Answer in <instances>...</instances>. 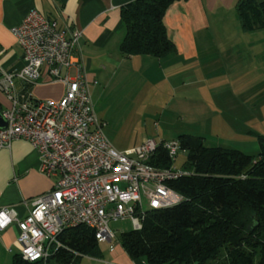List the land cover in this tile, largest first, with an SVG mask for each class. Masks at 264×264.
<instances>
[{
    "label": "crops",
    "instance_id": "1",
    "mask_svg": "<svg viewBox=\"0 0 264 264\" xmlns=\"http://www.w3.org/2000/svg\"><path fill=\"white\" fill-rule=\"evenodd\" d=\"M132 1L0 0V74L24 65L22 48L10 30L34 8L55 20L67 35L73 30L80 32L73 53L84 65L92 105L98 86L102 90L111 88L114 95L131 90L132 105L139 104L140 99L151 101L152 96L158 97L161 107L154 110L155 116L159 114L161 119L170 113L178 121L176 127L170 124L162 130L154 121L156 132L141 133L138 144L144 138L169 140L189 134L180 126L186 118L228 136L246 121L247 91V97H253L261 108L264 37L248 41L246 35L264 33V28L242 30L235 9L237 0H179L171 4L164 22L175 48L161 57L126 55L121 51L125 36L121 8ZM14 84L19 95L31 94L40 99L57 100L65 89L61 81L51 79L46 68L36 83L22 84L15 79ZM230 104L236 115L232 119L219 115V106L223 113V108ZM8 106L9 100L0 91V111ZM258 111L255 119L261 115L262 110ZM172 128L176 130L174 133ZM259 150L258 141L257 153ZM56 178L41 172L39 154L28 141L15 139L0 149V207L12 206L18 218L27 215L35 198L51 190ZM18 233L15 222L0 230V264H12L20 254ZM110 253L111 264H133L124 249H113Z\"/></svg>",
    "mask_w": 264,
    "mask_h": 264
},
{
    "label": "built area",
    "instance_id": "2",
    "mask_svg": "<svg viewBox=\"0 0 264 264\" xmlns=\"http://www.w3.org/2000/svg\"><path fill=\"white\" fill-rule=\"evenodd\" d=\"M10 31L22 48L24 65L0 74V91L9 100L2 111L7 125L0 128V149L15 139L28 141L39 154L41 172L57 178L23 218L12 206L0 207V230L16 223L20 255L28 261L45 263L64 246L61 235L78 226L92 229L96 242H108L112 251L110 221L129 218L137 230L148 211L183 200L169 182L188 174L174 165L185 150L177 139L146 138L122 151L111 145L94 113L84 65L73 53L79 31L67 35L34 8ZM43 68L63 83V95L57 100L19 95L14 80L36 83ZM158 149L166 152L169 165L153 162Z\"/></svg>",
    "mask_w": 264,
    "mask_h": 264
},
{
    "label": "trees",
    "instance_id": "3",
    "mask_svg": "<svg viewBox=\"0 0 264 264\" xmlns=\"http://www.w3.org/2000/svg\"><path fill=\"white\" fill-rule=\"evenodd\" d=\"M179 0H134L121 8L126 55L161 57L175 46L164 18ZM243 31L264 28V0H237ZM188 174L169 182L183 196L179 203L148 211L140 229L122 231L120 244L130 258L145 264H264V137L251 155L235 148L206 146L203 137L180 135ZM159 166L170 159L157 150ZM62 248L45 263L17 254L12 264H75L86 253L97 252L92 229L78 226L60 238ZM75 252L80 253L76 255Z\"/></svg>",
    "mask_w": 264,
    "mask_h": 264
},
{
    "label": "rangeland",
    "instance_id": "4",
    "mask_svg": "<svg viewBox=\"0 0 264 264\" xmlns=\"http://www.w3.org/2000/svg\"><path fill=\"white\" fill-rule=\"evenodd\" d=\"M246 36L248 41H253L264 37V33H248ZM246 57L248 56L246 55ZM246 61L248 63V59ZM135 79H137V76H135ZM251 83L253 84V82ZM135 84H137V82ZM90 91L91 95H93L91 88ZM133 92L135 93L136 89ZM247 93L248 91L246 92V100L244 103L246 109V121L244 124H240L241 128L235 130L232 129L228 136L222 131L218 132L216 128L211 130V128L200 123L199 125L198 123H191L189 118H186L180 123L181 128L189 133L187 135L199 136L200 134L201 136H204L203 142L206 146L242 149L245 153L255 155L258 151V136L264 135V97L260 100L262 105L261 108H259L260 106L258 107V103L256 102L255 104V99L253 97L248 98ZM132 98L131 90H128L125 94H121L120 92L114 95L111 88L102 90L100 86H98L96 89V100L94 99L95 102L93 101L94 110L98 120L103 122V133H105L114 148L120 151L123 149H133L140 145L137 140L140 139L139 137L141 133L144 132L151 134L152 132L154 134L156 132L154 121H157L161 130L165 129L170 124L172 127L173 125H175L174 127L179 125L177 123L178 121H175L172 117L173 114L165 113V117L161 119L159 118V114L155 116L156 112L154 110L157 107H161L160 99L158 97L152 96L154 99L151 101L147 98L140 99L141 102L134 105H132ZM232 106L233 104H230L223 108V113L219 106V110L217 111H219V115H228V118L232 119V117L236 115ZM258 109L262 110L261 115L259 118L255 119V116L259 115ZM228 110L229 112L227 113ZM159 112L160 111H158V113ZM173 131L176 130H173L172 128V132ZM175 137L173 139H175ZM153 139L159 140L156 138ZM186 160V153L179 151L174 160L175 167L177 169H182ZM109 226L115 234L112 241L114 249L122 251L120 236L122 231L132 229L130 219L112 220L109 222ZM109 246L110 244L108 242L98 243L96 249L100 250V254L95 252L96 250H93L90 253L82 255L75 264H111L110 260L112 259V256L109 251ZM131 261L133 264H145L142 257L131 258Z\"/></svg>",
    "mask_w": 264,
    "mask_h": 264
},
{
    "label": "water",
    "instance_id": "5",
    "mask_svg": "<svg viewBox=\"0 0 264 264\" xmlns=\"http://www.w3.org/2000/svg\"><path fill=\"white\" fill-rule=\"evenodd\" d=\"M7 125V122L5 118L2 115V112L0 111V128H5Z\"/></svg>",
    "mask_w": 264,
    "mask_h": 264
}]
</instances>
